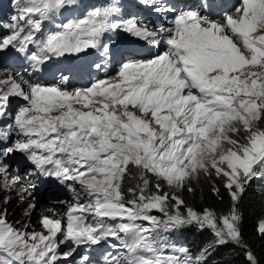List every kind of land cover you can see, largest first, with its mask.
Here are the masks:
<instances>
[{"label":"snow or ice","instance_id":"6c2138e0","mask_svg":"<svg viewBox=\"0 0 264 264\" xmlns=\"http://www.w3.org/2000/svg\"><path fill=\"white\" fill-rule=\"evenodd\" d=\"M75 6L77 0H12L15 11L2 25L7 35L0 38V51L12 48L40 71L53 58L88 49L107 58L105 36L118 31L150 44L163 42L166 50L147 61L125 62L115 77L84 88L45 87L22 78L0 81L11 83L0 91V118L11 97L26 102L13 123L0 128V142L13 133L21 137L0 158L24 154L40 174L67 184L77 199L65 221L42 218L47 235L20 232L0 216V264H71L76 248L107 241L118 243L110 244L116 251L106 252L103 264H203L207 248L193 255L159 239L193 224L210 229L215 245L239 246L247 264H259L243 240L238 202L258 176V166H264V128L259 126L264 120V0H242L220 19L212 16L211 0L195 8L155 6L157 12L174 13L170 26L156 30L139 18L117 19L120 9L112 4L38 35L44 22ZM93 67L99 71L103 65ZM6 169L0 163L10 183ZM201 175L223 179L232 200L227 215L207 208L199 213L176 194L185 188L192 192V181ZM126 178L135 184L125 192ZM213 191L219 194L215 186ZM154 210L161 216L151 215ZM257 231L264 236V221ZM37 239L38 244L29 242ZM69 242L72 247L61 252ZM121 249L126 254L120 255ZM80 264L93 261L83 255Z\"/></svg>","mask_w":264,"mask_h":264},{"label":"trees","instance_id":"16d2710c","mask_svg":"<svg viewBox=\"0 0 264 264\" xmlns=\"http://www.w3.org/2000/svg\"><path fill=\"white\" fill-rule=\"evenodd\" d=\"M259 126L264 128V120L259 122ZM258 173V176L246 185L245 191L238 202V210L242 217L240 227L243 240L248 245V250L255 254L259 264H264V236H261L257 231L260 222L264 221V166L261 167ZM155 182V178L152 177V184H155ZM134 184V181L126 178L123 184L125 192L128 187L134 186ZM213 186L219 189V194L213 191ZM163 187L164 190L170 191L166 185H163ZM191 187L193 188L192 192L187 191L185 188L183 191L176 193L184 200L185 205L199 213H202L205 208L212 210L217 216L229 213L232 200L228 190L224 187L223 179L215 175L211 177L201 175L198 180L192 181ZM151 190L154 191V188ZM180 211H186L185 207L181 206ZM156 214L157 217L161 216V213L155 210L151 213L154 216ZM168 233L183 238L187 242L190 239L193 243L192 251L196 254H200L202 250L207 248L206 264H247L245 249L232 243L215 245V236L208 228L201 230L193 224L161 233L159 236L165 237Z\"/></svg>","mask_w":264,"mask_h":264},{"label":"rangeland","instance_id":"374dc122","mask_svg":"<svg viewBox=\"0 0 264 264\" xmlns=\"http://www.w3.org/2000/svg\"><path fill=\"white\" fill-rule=\"evenodd\" d=\"M109 3L110 5L112 4L116 5L117 1L114 0L113 3L109 1ZM120 14L121 11L118 12L117 19L120 16ZM130 16H133V11L131 9H128L126 10V17H130ZM134 39L147 42L145 40H141L137 38ZM150 50L151 52L155 50L158 54H161L160 44H150ZM24 61L29 62L27 59H25V57L21 53L17 52L12 48H8L5 51H0V81H9V78H13L18 82L21 81V79L17 78L16 76L14 77L11 76L12 74L5 71L4 67H6L11 63H18ZM38 72L44 75H48L49 73L48 69L45 68L44 66ZM10 87H11L10 82L0 83V91H6ZM23 87L25 88V90H27V85H23ZM49 87H57V86H49ZM16 98L20 101V103L14 108L15 115L17 114L19 108L26 104V102L18 96L11 97L10 102ZM20 138L21 137H19L16 133H13L9 145H11L15 140ZM261 167L263 166H258V172L261 169ZM4 175L5 174L0 175V216L6 219V222L9 225H11L12 228L20 232H25L29 234L32 232H36V233H44L45 235H47L48 233L46 229L43 228L41 223L42 218L47 217L54 221L55 220L65 221L66 214L69 208L77 203V199L73 196L72 198H69L68 200H64V201L51 200L52 207L46 208L41 204L35 203L34 202L35 199L30 196L31 191L28 190L26 186L23 184L25 178L24 173L22 175L21 173H17V172H7V176L10 183L5 182ZM13 178H18V182L13 181ZM51 179L53 180V186H50V188L57 190L59 188L58 185H61L64 186L65 190L67 189V186H65V184L59 183L54 178ZM45 185L47 184L44 181L42 183V186ZM79 189L80 186L77 187V191H79ZM85 199L86 197L84 196V194L80 193L79 202L84 203ZM155 216H157V214ZM140 222L142 223V221ZM140 222L138 221V223ZM108 223L114 224L115 221L109 220ZM143 225L147 227L148 223L144 222ZM29 242L38 244L39 240L37 239L36 241H29ZM70 247H72L70 242L66 244H62L60 246V251L61 252L67 251ZM83 255H88L90 259L93 261V264H103L104 254L102 252L98 250L87 249L85 247L76 248L73 256L70 258L71 264H80V258ZM58 264H60V262H58Z\"/></svg>","mask_w":264,"mask_h":264},{"label":"bare ground","instance_id":"6f19581e","mask_svg":"<svg viewBox=\"0 0 264 264\" xmlns=\"http://www.w3.org/2000/svg\"><path fill=\"white\" fill-rule=\"evenodd\" d=\"M104 2V4H102V6H107L106 1L108 0H102ZM136 2L135 0H119L118 5L120 7L121 10H128L131 9L132 11H134L136 9Z\"/></svg>","mask_w":264,"mask_h":264}]
</instances>
